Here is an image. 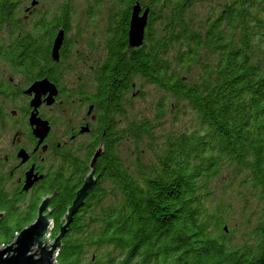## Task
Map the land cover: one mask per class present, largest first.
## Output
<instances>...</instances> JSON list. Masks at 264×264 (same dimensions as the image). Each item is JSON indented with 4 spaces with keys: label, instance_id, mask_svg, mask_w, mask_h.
I'll use <instances>...</instances> for the list:
<instances>
[{
    "label": "trees",
    "instance_id": "trees-1",
    "mask_svg": "<svg viewBox=\"0 0 264 264\" xmlns=\"http://www.w3.org/2000/svg\"><path fill=\"white\" fill-rule=\"evenodd\" d=\"M15 1L0 0V12L7 13L0 15V28L27 27L8 14L15 13ZM94 1L87 19L105 20L106 58L93 66L81 90H92L105 134L83 154L65 156L72 170L59 173V183L37 196H17L0 185V247L34 222L47 196L55 238L101 148L95 186L64 235L57 264H264V213L254 237L234 245L223 208L204 204L224 167L235 169L264 202V0L225 2L197 27L190 14L201 0H105L108 17L99 10L104 0ZM137 4L148 10V21L142 45L134 48L129 29ZM55 8L53 14L44 10L40 24L33 25L49 31V45L58 28L68 31L77 13L67 3ZM76 34L80 42L81 30ZM29 35L31 44L39 37ZM47 60L52 61L49 53ZM140 82L168 97L153 119H134L121 128L131 94L142 92ZM171 99L193 111L195 126L161 137L157 129ZM127 139L137 148L130 164L119 150ZM143 145L151 149L148 163Z\"/></svg>",
    "mask_w": 264,
    "mask_h": 264
},
{
    "label": "flooded vegetation",
    "instance_id": "flooded-vegetation-1",
    "mask_svg": "<svg viewBox=\"0 0 264 264\" xmlns=\"http://www.w3.org/2000/svg\"><path fill=\"white\" fill-rule=\"evenodd\" d=\"M47 1L16 0L15 13L8 14L22 18L21 24L27 27L15 29L8 23L0 28V185L14 195L28 198L58 184L59 173L72 170V165L64 160L65 156L74 155L76 151L83 154L91 141L102 140L105 134L101 113L92 101V90H89L91 94L81 90L84 82L93 75V66H100L106 58L104 39L100 35V42L90 39L84 43L87 50L81 52L76 38L78 14L74 12L68 31L58 28L49 45V31L33 27L40 24L41 14L44 10L56 13L55 3L78 6L75 0H56L58 2L48 4ZM2 9L5 10V6ZM6 14L0 12L1 16ZM59 31H63V41L55 60L53 48ZM30 33L39 34L34 41L32 39V44ZM48 53L52 61L47 60ZM80 66L87 70L80 71ZM42 81H48L56 94L49 104L51 91L46 89L35 106L36 92L31 89ZM33 116L50 127L42 142L35 134ZM21 150L26 151L28 160L19 157ZM30 170H33V184L24 190Z\"/></svg>",
    "mask_w": 264,
    "mask_h": 264
},
{
    "label": "rangeland",
    "instance_id": "rangeland-1",
    "mask_svg": "<svg viewBox=\"0 0 264 264\" xmlns=\"http://www.w3.org/2000/svg\"><path fill=\"white\" fill-rule=\"evenodd\" d=\"M102 0H100L101 2ZM230 0H201L197 1L193 6L190 17L197 27L198 24L203 23L208 17L213 16L218 7ZM77 3L76 12L79 15L77 19L80 26L77 28L81 30V39L79 42V50L81 52L87 50V45L84 44L90 39H93L95 43L100 42L99 35L101 36L106 27L102 26L105 20L101 17L92 23H88L86 11L90 9V4H95L94 0H75ZM104 10V16L109 12L104 2L99 10ZM197 24V25H196ZM102 27V28H101ZM102 38V36H101ZM100 40V41H99ZM175 67L176 64H173ZM178 69V68H177ZM80 71L87 70L86 68L79 67ZM179 70V69H178ZM200 71L197 67H194V72ZM194 79L198 77L192 76ZM142 88V92L138 94L133 92L131 94L130 103L126 104V114L122 118L120 123L121 128H125L129 122L134 119H153L157 115L156 107L159 103L164 104L167 96L166 92L160 91L159 88L151 85L138 84ZM137 85V86H138ZM136 86V87H137ZM143 94V96H142ZM173 100H169L167 109L165 110V116L162 117V122L157 129L158 135L163 137L164 135H174L184 130H191L195 126V114L187 107L178 106ZM183 104V103H182ZM158 109V107H157ZM167 110L169 111L167 113ZM149 141L146 140L145 143ZM5 142L3 143V146ZM143 149L144 160L148 163L147 159L151 158V149L149 150L146 145L141 147ZM120 152L124 157V161L130 164L135 162L137 155V148L133 140L127 139L122 141ZM212 190L211 196L206 197L205 205L208 209L214 210L217 207H222L221 215L227 221L226 234L234 245L240 244L245 240H251L254 227L264 213V202L261 198L250 188V186L243 182L242 177L239 176L235 169L230 167H224L221 171V175L214 179L209 186ZM225 207V208H224ZM51 238L53 239V233L51 232Z\"/></svg>",
    "mask_w": 264,
    "mask_h": 264
},
{
    "label": "water",
    "instance_id": "water-1",
    "mask_svg": "<svg viewBox=\"0 0 264 264\" xmlns=\"http://www.w3.org/2000/svg\"><path fill=\"white\" fill-rule=\"evenodd\" d=\"M141 12L142 8L139 4L133 7L129 29V42L134 48L142 45L145 27L148 21V10L144 11L143 14H141ZM62 41L63 31H59L53 48V57L55 60L58 58V51ZM46 89L51 91V95L48 98V103L51 104L53 101L52 96L56 94V91L48 81L38 82L32 86L31 90L36 92V97L33 100L35 106H37L40 101L41 93ZM40 121V119L38 120L33 116L32 124L36 125L35 134L40 137V142H42L49 133L50 127L47 122ZM101 152L102 149L99 148L94 155L90 164V171L85 177L82 186L78 189L73 204L68 208L58 235L54 239L51 238V232L55 225L51 219V196H47L42 199L34 222L19 232L9 245L0 247V264H57L56 258L62 247L64 235L74 215L83 205L85 198L95 186L97 180L95 176V166ZM19 157H21L23 161L28 160V155L25 150L19 152ZM32 177L33 170H30L27 172V180L24 186L25 190H28L32 186ZM2 216L3 213H0V219Z\"/></svg>",
    "mask_w": 264,
    "mask_h": 264
},
{
    "label": "clouds",
    "instance_id": "clouds-1",
    "mask_svg": "<svg viewBox=\"0 0 264 264\" xmlns=\"http://www.w3.org/2000/svg\"><path fill=\"white\" fill-rule=\"evenodd\" d=\"M226 229H227V227H226ZM54 239V238H53Z\"/></svg>",
    "mask_w": 264,
    "mask_h": 264
}]
</instances>
